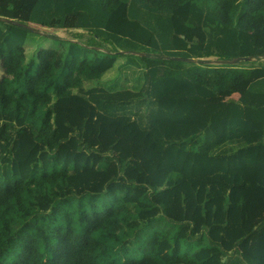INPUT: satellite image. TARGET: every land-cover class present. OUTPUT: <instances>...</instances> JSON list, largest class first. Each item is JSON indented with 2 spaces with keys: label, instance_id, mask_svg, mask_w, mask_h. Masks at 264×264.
I'll list each match as a JSON object with an SVG mask.
<instances>
[{
  "label": "trees",
  "instance_id": "1",
  "mask_svg": "<svg viewBox=\"0 0 264 264\" xmlns=\"http://www.w3.org/2000/svg\"><path fill=\"white\" fill-rule=\"evenodd\" d=\"M0 18V264H264V0H0ZM39 29L88 38L56 65Z\"/></svg>",
  "mask_w": 264,
  "mask_h": 264
},
{
  "label": "rangeland",
  "instance_id": "2",
  "mask_svg": "<svg viewBox=\"0 0 264 264\" xmlns=\"http://www.w3.org/2000/svg\"><path fill=\"white\" fill-rule=\"evenodd\" d=\"M16 19L20 20L22 22H25V21H23V17L21 15L17 16ZM39 32L40 33H47V34H54V36L56 38H58V40L52 41V43L50 45H49V43H46L45 45H43L47 48H53L57 51V59L55 60L56 65L59 64L58 58H59V56L63 55V52L65 51L66 46L69 42H72L74 40L81 42V41H85L88 38V35L83 34L82 32H77V31H59V32L55 33V31L50 30V29H39ZM190 36L192 39H195L198 42L200 39H201V41L204 39L202 32H200L199 30L192 32ZM90 52H91V53H89L90 57H98L99 55L103 56L102 51L92 50ZM93 83L96 84V81H94ZM102 87H105V85L103 84ZM245 87H246V83L243 82V83L237 85L236 87L231 88L230 92H227V91L223 92V94H222L223 100L237 99L242 94L243 89ZM218 100H222L220 95L216 99H214L213 101H218ZM195 249L196 248H193L191 250V252L194 253Z\"/></svg>",
  "mask_w": 264,
  "mask_h": 264
},
{
  "label": "water",
  "instance_id": "3",
  "mask_svg": "<svg viewBox=\"0 0 264 264\" xmlns=\"http://www.w3.org/2000/svg\"><path fill=\"white\" fill-rule=\"evenodd\" d=\"M0 20H6V19H3V18H0ZM120 53H124V52H120ZM135 55H141V54H137V53H133ZM171 60L173 61H177V62H183V63H191V64H196L197 63V60L196 59H193V58H182V57H173V58H170ZM251 59L250 58H245L244 61H250ZM236 60H232V61H227V60H222V61H214V62H211L212 64H215V65H228V64H233L235 63Z\"/></svg>",
  "mask_w": 264,
  "mask_h": 264
},
{
  "label": "crops",
  "instance_id": "4",
  "mask_svg": "<svg viewBox=\"0 0 264 264\" xmlns=\"http://www.w3.org/2000/svg\"><path fill=\"white\" fill-rule=\"evenodd\" d=\"M194 31H196V30H192V31H190V35H191V33L194 32ZM77 32H81V31H77ZM190 35H189V36H190ZM190 38H191V36H190L188 39L190 40ZM73 42H77V41L74 40ZM199 42H201V39L199 40ZM95 51H98V50H95ZM92 53H93V52H92ZM98 57H102V56L99 55ZM234 87H236V86H233V87H231V88H234ZM231 88L228 89L227 92H230ZM244 89H245V88H244ZM244 89H243V90H244ZM222 94H223V92L220 93L219 95L221 96V99L223 100V98H222V97H223Z\"/></svg>",
  "mask_w": 264,
  "mask_h": 264
}]
</instances>
